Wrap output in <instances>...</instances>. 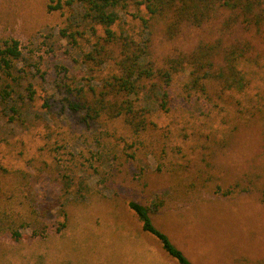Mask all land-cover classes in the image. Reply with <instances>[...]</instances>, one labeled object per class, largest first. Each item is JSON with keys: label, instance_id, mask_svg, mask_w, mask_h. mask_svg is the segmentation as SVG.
<instances>
[{"label": "rangeland", "instance_id": "1", "mask_svg": "<svg viewBox=\"0 0 264 264\" xmlns=\"http://www.w3.org/2000/svg\"><path fill=\"white\" fill-rule=\"evenodd\" d=\"M53 3L0 0V43L19 40L33 64L16 62L24 68L23 94L28 81L36 90L18 118L0 116V264H177L142 230L129 200L159 204L153 224L193 264H264V26H246L235 11L217 8L209 24L185 25L168 39L152 19L155 65L201 43L219 44L222 54L236 47L246 88L216 97L212 82L211 100L186 101V69L174 79L169 109L154 108L143 130L106 115L87 130L61 109L57 67L86 87L101 86L118 69L85 60V39L71 46L60 34L70 11L49 10ZM135 12L132 3L120 11L136 35ZM140 13L146 16L143 6ZM233 16L238 21L225 27ZM61 173L73 190L87 184L84 198L60 195Z\"/></svg>", "mask_w": 264, "mask_h": 264}, {"label": "trees", "instance_id": "2", "mask_svg": "<svg viewBox=\"0 0 264 264\" xmlns=\"http://www.w3.org/2000/svg\"><path fill=\"white\" fill-rule=\"evenodd\" d=\"M48 4L49 10L67 6L70 13L68 22L60 34L71 46L79 39H85L90 48L80 50L81 56L93 65L112 62L118 72L104 78L101 86L83 84L80 78L68 76L64 66L57 67L55 86L60 94L62 110L74 116L78 124L87 130L102 115L110 118L123 116L134 132L143 130L148 124L147 115L158 108L169 109L173 95L171 92L175 77L186 71L187 79L182 84L180 94L186 99L198 101L211 100L209 83L216 84V97L225 92L246 88L245 78L237 65L238 50L236 47L222 54L219 44L201 43L190 51H178L164 59L157 66L150 59L151 20H160L164 25V35L168 39L176 37L183 26L202 27L209 24L217 8L235 11L237 18L246 26L260 29L264 26V0H53ZM130 3L137 7L131 14L138 19L140 31L130 33L125 28L120 11ZM143 6L146 16L140 13ZM235 16L226 20L225 27L235 23ZM89 27L80 29L83 25ZM264 31V28H263ZM88 36V38H87ZM222 61V62H220ZM16 62L23 66L33 65L21 50L20 42L10 37L0 43V116L9 121L18 118L22 113L23 103L33 101L36 90L31 81L24 86L21 82L24 68H17ZM36 71L40 72L35 64ZM61 73V74H60ZM42 72L40 77L42 76ZM22 93L18 92V89ZM22 88V89H21ZM48 106V105H47ZM133 157V154L130 155ZM72 180L67 173L59 177V193L64 198L72 195L84 198L87 184L73 190ZM234 187V186H233ZM219 189V188H217ZM229 195L233 188L220 190ZM264 199V188L262 189ZM159 204L147 206L136 200H129L128 207L141 223L143 231L152 235L161 249L174 259L177 264H193L186 255L176 247L169 237L152 222L150 213ZM155 211V210H154ZM44 215V214H43ZM45 216V215H44ZM64 224L61 223L59 229ZM12 236L18 238L17 232Z\"/></svg>", "mask_w": 264, "mask_h": 264}]
</instances>
